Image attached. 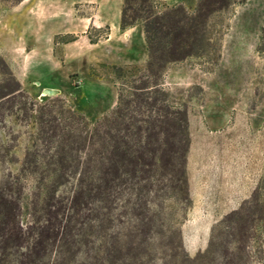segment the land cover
I'll return each instance as SVG.
<instances>
[{
  "label": "rangeland",
  "instance_id": "obj_1",
  "mask_svg": "<svg viewBox=\"0 0 264 264\" xmlns=\"http://www.w3.org/2000/svg\"><path fill=\"white\" fill-rule=\"evenodd\" d=\"M202 0H156V12L181 6L194 15ZM209 6L205 34L195 55L165 65L159 83L187 111L190 141L194 128L205 137L247 140L248 150H188L186 174L191 205L176 206L183 249L193 258L208 245L213 264H264V0H219ZM123 0H23L0 2V83L9 73L29 98L41 104V91L56 92L92 126L116 103L113 67H144L147 52L141 25L121 31ZM35 124L6 116L0 125V182L20 175L26 150H34ZM205 189L195 205L213 216L197 246L188 229L193 207L189 180ZM48 179V178H47ZM21 221L40 214L50 179L21 176ZM57 187V195L69 192ZM239 190V191H237ZM242 191L241 194L238 192ZM184 208V209H185ZM228 249L227 259L223 248ZM184 250V251H183ZM232 254V256H230Z\"/></svg>",
  "mask_w": 264,
  "mask_h": 264
},
{
  "label": "trees",
  "instance_id": "obj_2",
  "mask_svg": "<svg viewBox=\"0 0 264 264\" xmlns=\"http://www.w3.org/2000/svg\"><path fill=\"white\" fill-rule=\"evenodd\" d=\"M156 3L123 0L119 28L141 25L147 60L142 68L113 67L116 103L92 126L62 99L31 100L10 73L0 83V125L14 116L38 131L20 175L0 182V264H213L212 231L203 252L177 253L183 247L174 208L191 205L190 137L185 107L159 78L166 64L197 53L209 6L220 2L202 0L191 16L181 6L158 14ZM25 174L51 184L40 214L27 224L21 221ZM61 185L70 187L63 196ZM204 213L195 207L190 214L186 233L194 240L208 236L199 230L212 222ZM222 253L227 259L226 247Z\"/></svg>",
  "mask_w": 264,
  "mask_h": 264
},
{
  "label": "crops",
  "instance_id": "obj_3",
  "mask_svg": "<svg viewBox=\"0 0 264 264\" xmlns=\"http://www.w3.org/2000/svg\"><path fill=\"white\" fill-rule=\"evenodd\" d=\"M212 129H205L203 128H194L193 129V136L192 139L190 141V145L188 150H248V142L247 140L243 141L241 140H230V139H226V138H222V137H215V138H209V137H205L206 134L211 133ZM189 185H190V193H191V197L193 200V207L191 210H194L195 207H198L202 213L207 212L208 210L206 209V207H201V206H197L195 205L196 202L200 201L201 196L204 194H206L205 189H203V187L199 184L198 179L196 178V175H193V179L189 180ZM239 191V190H237ZM239 194L242 193V191L240 190V192H238ZM190 213V214H191ZM203 215L206 216V214L204 213ZM211 218H213V216L210 214ZM190 220V219H189ZM198 241H194L193 242V247L194 245L197 246L198 245Z\"/></svg>",
  "mask_w": 264,
  "mask_h": 264
},
{
  "label": "bare ground",
  "instance_id": "obj_4",
  "mask_svg": "<svg viewBox=\"0 0 264 264\" xmlns=\"http://www.w3.org/2000/svg\"><path fill=\"white\" fill-rule=\"evenodd\" d=\"M54 92H56V91H54V90H52L50 88H44L40 93H41V96L44 97V96H48V95H50V94H52Z\"/></svg>",
  "mask_w": 264,
  "mask_h": 264
},
{
  "label": "water",
  "instance_id": "obj_5",
  "mask_svg": "<svg viewBox=\"0 0 264 264\" xmlns=\"http://www.w3.org/2000/svg\"><path fill=\"white\" fill-rule=\"evenodd\" d=\"M52 95H54V94H52Z\"/></svg>",
  "mask_w": 264,
  "mask_h": 264
}]
</instances>
